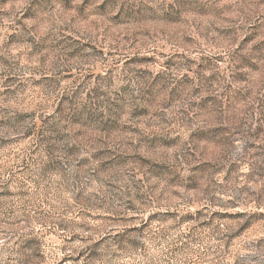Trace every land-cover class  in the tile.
Returning a JSON list of instances; mask_svg holds the SVG:
<instances>
[{
    "label": "rangeland",
    "instance_id": "obj_1",
    "mask_svg": "<svg viewBox=\"0 0 264 264\" xmlns=\"http://www.w3.org/2000/svg\"><path fill=\"white\" fill-rule=\"evenodd\" d=\"M0 264H264V0H0Z\"/></svg>",
    "mask_w": 264,
    "mask_h": 264
}]
</instances>
